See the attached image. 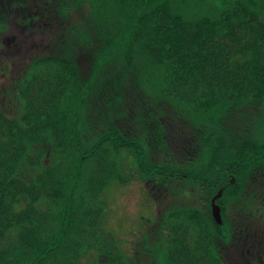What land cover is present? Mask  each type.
Segmentation results:
<instances>
[{
    "label": "trees",
    "instance_id": "1",
    "mask_svg": "<svg viewBox=\"0 0 264 264\" xmlns=\"http://www.w3.org/2000/svg\"><path fill=\"white\" fill-rule=\"evenodd\" d=\"M44 1L56 52L0 108V264H264V0ZM126 169L163 189L145 258L105 229Z\"/></svg>",
    "mask_w": 264,
    "mask_h": 264
},
{
    "label": "flooded vegetation",
    "instance_id": "2",
    "mask_svg": "<svg viewBox=\"0 0 264 264\" xmlns=\"http://www.w3.org/2000/svg\"><path fill=\"white\" fill-rule=\"evenodd\" d=\"M45 6L44 0H0V104L11 102V88L25 79L28 63L57 36L58 15ZM43 33L49 35L45 44L37 38Z\"/></svg>",
    "mask_w": 264,
    "mask_h": 264
},
{
    "label": "rangeland",
    "instance_id": "3",
    "mask_svg": "<svg viewBox=\"0 0 264 264\" xmlns=\"http://www.w3.org/2000/svg\"><path fill=\"white\" fill-rule=\"evenodd\" d=\"M48 37L47 33H43L37 38L39 42L45 44ZM124 174L127 176V182L120 181L110 187L107 198L108 211L106 213L105 229L115 235L119 245L121 244L127 253H134L140 247L138 241L141 242L145 239L143 234L147 233L148 225L153 220H157L154 217L161 206L154 200L153 193L148 192L150 186L142 182L137 173L131 178V172L126 169ZM147 219L150 220L149 224ZM135 243H137V247ZM230 250L232 251V249ZM136 251L138 255L141 254L142 256L143 254L144 258L148 257V255H144L145 252L139 249ZM244 259L243 255L238 258L239 262Z\"/></svg>",
    "mask_w": 264,
    "mask_h": 264
},
{
    "label": "water",
    "instance_id": "4",
    "mask_svg": "<svg viewBox=\"0 0 264 264\" xmlns=\"http://www.w3.org/2000/svg\"><path fill=\"white\" fill-rule=\"evenodd\" d=\"M236 181L235 178H233L231 180L232 183H234ZM223 191H224V188H222L219 193L213 198V202H212V206H213V215L215 217V219L219 222V223H223V219H222V212H221V207L219 204H217V199L219 197L222 196L223 194Z\"/></svg>",
    "mask_w": 264,
    "mask_h": 264
}]
</instances>
